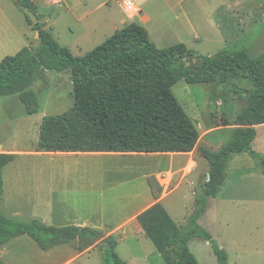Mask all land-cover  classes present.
Wrapping results in <instances>:
<instances>
[{
  "label": "rangeland",
  "instance_id": "1",
  "mask_svg": "<svg viewBox=\"0 0 264 264\" xmlns=\"http://www.w3.org/2000/svg\"><path fill=\"white\" fill-rule=\"evenodd\" d=\"M101 1L83 0L71 12L65 3L45 5L44 0H38L36 12L47 27L41 25L51 29L60 46L74 57H82L114 32L117 24L105 20L124 15L117 0H105L107 6L99 7ZM213 1L214 17L213 11L207 12L213 18V29L198 22L193 29L204 40L190 47L199 52L196 55L214 56L224 49L245 50L251 58L264 55V0ZM38 46L37 33L14 1L0 0V62L21 48ZM236 85L249 89L241 81ZM29 90L37 95L39 102L38 112L31 116L25 113L16 95L0 97V146L3 147L0 153L13 156L2 171L0 215L17 222L36 220L57 227L42 218L46 214L36 211L35 203L49 199H88L91 204L102 203L107 216L91 221L102 223L90 228L100 231L103 238L82 253L71 244L42 252L31 238L22 236L0 248V261L104 264L102 241L112 237L117 243L115 252L126 264H165L139 225L124 219L148 201L165 199L163 206L171 219L178 226L186 225L195 196L208 174L201 150L217 152L230 140L237 128L234 120L244 104L242 93L236 91L233 83L187 85L179 81L172 87V94L198 132L197 143L189 153L55 155L37 152L36 142L44 117L61 115L72 107L70 75L38 71ZM255 131L252 149L264 158V125L255 127ZM225 174L226 181L213 206L208 211V204L198 224L224 250L227 264H264V203L251 200H264L260 164L247 154L233 155ZM123 224L125 229L118 234L109 233ZM188 247L198 264H219L209 243L193 238Z\"/></svg>",
  "mask_w": 264,
  "mask_h": 264
},
{
  "label": "trees",
  "instance_id": "2",
  "mask_svg": "<svg viewBox=\"0 0 264 264\" xmlns=\"http://www.w3.org/2000/svg\"><path fill=\"white\" fill-rule=\"evenodd\" d=\"M35 14L28 0H18ZM264 11V3L262 5ZM27 23L37 33L36 49L21 48L0 62V97H18L28 116L39 110L37 95L30 91L38 71L68 72L72 82L73 105L57 116L41 121L36 151L55 154H184L195 147V125L172 94L179 81L187 85H234L242 93L243 107L236 116L230 140L217 152L201 150L208 174L186 225L178 226L165 208L156 203L136 218L144 236L165 264H198L190 253L191 239L210 244L219 264L227 255L209 232L199 226L209 200L226 181L225 170L233 155L247 154L258 160L264 175V158L252 149L255 127L264 125V55L248 56L245 50L226 49L214 56H197L184 44L157 48L146 31L130 24L115 31L103 43L82 57H74L60 46L37 19ZM37 18V17H36ZM193 60H196L193 66ZM187 65V66H186ZM249 85L245 89L236 82ZM13 160L0 153V200L2 171ZM28 236L42 252L71 244L82 253L100 241V231L74 225L46 226L33 220L13 221L0 215V248L11 240ZM116 241H102L104 264H126L119 258ZM0 264H4L0 261Z\"/></svg>",
  "mask_w": 264,
  "mask_h": 264
},
{
  "label": "crops",
  "instance_id": "3",
  "mask_svg": "<svg viewBox=\"0 0 264 264\" xmlns=\"http://www.w3.org/2000/svg\"><path fill=\"white\" fill-rule=\"evenodd\" d=\"M28 1L34 6L36 16L41 17L38 14V12H36L37 9L36 2L38 0H28ZM82 1L83 0H44V4L59 5L61 3H65L67 5L66 6L67 9L72 12L75 6L81 4ZM117 1L119 2V5L124 15L118 17L113 16L112 18H109V20H105L108 21L110 24L113 25L117 24V26L113 27L114 32L130 24H135L143 28L146 31L149 40L157 48L160 49H164L176 44H184L188 49H191L193 45H197V43L204 42V40H201L202 38L194 32L193 29L195 28V24L197 22L201 24L205 23L211 29H213L214 26V23L212 21L213 18L209 17L207 14V12L213 11V17H214L213 0H210L209 2H205L204 0H191L190 2H187V0H130V2L134 7V12L132 13H129L125 10L123 6V0H117ZM100 6L106 7L107 6L106 1L102 0L99 7ZM38 21L40 24H45L47 27V24L43 21L42 17ZM216 26L219 27L218 25ZM118 27H122V28H118ZM43 28L51 34V29H47L45 28V26ZM194 51L196 53H199L196 50ZM0 148L3 147L0 146ZM55 154L62 155L65 153H55ZM65 155H74V154H65ZM89 155H110V154L98 153V154H89ZM135 155H144V154H135ZM147 155L153 156L151 154H145V156ZM251 200L253 202L260 201L261 203L262 202L264 203V200H257V199H251ZM164 201L165 199H157L153 202L148 201L147 203L143 204V206H141V208H139L136 212L132 213L131 215H128V217H126L124 220L131 219L137 223L136 218L139 214H141L142 212H144L145 210H147L156 203H160L163 206ZM213 204H214V198L209 200L208 211L211 209ZM28 207L30 208V205H28ZM182 208H184L183 210H187V207L185 205H182ZM35 209L36 211L42 212V214H46V218L44 217L42 218L46 220H50L53 224L57 225V227L66 226L67 223H68L67 225H74L81 228L96 227L102 223H93L91 221L99 220V219L101 220L104 219L105 216H107L106 214L103 213L102 203L91 204L88 201V199H49L47 201L43 200L42 203L40 202L35 203ZM55 221H58L59 223ZM63 221H68V222L63 223ZM125 225L126 224H123L120 227L112 228V230L109 233L112 235L118 234L120 231L125 229L123 227Z\"/></svg>",
  "mask_w": 264,
  "mask_h": 264
},
{
  "label": "water",
  "instance_id": "4",
  "mask_svg": "<svg viewBox=\"0 0 264 264\" xmlns=\"http://www.w3.org/2000/svg\"><path fill=\"white\" fill-rule=\"evenodd\" d=\"M16 6L20 9V11L30 20V22L34 25L37 23V18L34 15L32 11H30L28 8L24 7L23 5L20 4L18 0H13ZM193 66L191 68H194V64L196 63L195 60H193ZM187 66V65H186ZM208 179V177H207Z\"/></svg>",
  "mask_w": 264,
  "mask_h": 264
},
{
  "label": "built area",
  "instance_id": "5",
  "mask_svg": "<svg viewBox=\"0 0 264 264\" xmlns=\"http://www.w3.org/2000/svg\"><path fill=\"white\" fill-rule=\"evenodd\" d=\"M123 6L127 12L129 13L134 12V7L132 3L130 2V0H123Z\"/></svg>",
  "mask_w": 264,
  "mask_h": 264
},
{
  "label": "bare ground",
  "instance_id": "6",
  "mask_svg": "<svg viewBox=\"0 0 264 264\" xmlns=\"http://www.w3.org/2000/svg\"><path fill=\"white\" fill-rule=\"evenodd\" d=\"M55 155H57V154H55ZM60 155V154H59ZM62 155H65V154H62ZM145 155V154H144ZM151 155H159V154H151Z\"/></svg>",
  "mask_w": 264,
  "mask_h": 264
}]
</instances>
